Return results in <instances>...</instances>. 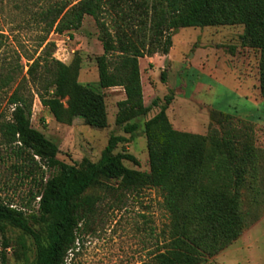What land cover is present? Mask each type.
Returning <instances> with one entry per match:
<instances>
[{
	"label": "trees",
	"instance_id": "1",
	"mask_svg": "<svg viewBox=\"0 0 264 264\" xmlns=\"http://www.w3.org/2000/svg\"><path fill=\"white\" fill-rule=\"evenodd\" d=\"M86 16L93 19L102 47L96 58L98 87L122 88L125 98L116 104L115 123L123 125L127 134L139 129L130 121L158 106V99L150 106L143 103L139 60L166 56L179 29L242 25V43L260 51L259 90L264 101V0H76L40 12L48 32L59 35L78 30ZM42 62V77L34 76L32 70L28 74L39 85L36 95L41 106L55 121L71 125L81 118L89 127L105 128L103 95L78 82L80 58L74 56L69 65L49 58ZM10 79L6 75L0 83L5 85ZM160 80L165 83V70ZM172 99V95L165 96L159 111L143 124L149 163L145 173L124 166L123 161L138 165L132 155L114 153L118 144L127 141L120 136L109 137L96 163L59 161L57 146L31 127L32 100L14 91L8 100L13 107L11 118L3 125L5 143L17 149L19 158L28 156L23 164L35 165L38 158L46 170L55 173L45 181L41 177L28 207L0 200V232L9 225L29 236L35 246L33 264H69L94 215V200L85 192L100 180H113L125 191L155 189L160 193L167 224L155 264H203L232 245L245 227L240 192L255 171L250 131L246 130L245 145H237L229 132L205 138L176 131L166 116ZM220 116L230 119L227 114L210 113L213 122ZM34 224L43 225V233L33 229ZM7 247L4 241L3 249ZM0 262L5 263L3 252Z\"/></svg>",
	"mask_w": 264,
	"mask_h": 264
},
{
	"label": "rangeland",
	"instance_id": "2",
	"mask_svg": "<svg viewBox=\"0 0 264 264\" xmlns=\"http://www.w3.org/2000/svg\"><path fill=\"white\" fill-rule=\"evenodd\" d=\"M76 0H0V200L16 207H28L31 193L55 171L26 161L28 156L15 155L17 149L8 146L3 125L10 121L13 107L9 97L14 91L32 100L31 127L53 142L59 153L57 159L78 164L82 159L96 163L110 136H120L114 153L126 152L136 158L138 165L123 161L126 168L149 172L143 124L152 118L164 98L172 95L166 116L176 131L208 138L229 132L237 145H245L248 129L256 154L254 174L250 175L240 192V213L244 229L240 238L203 264H264V101L259 90L260 51L243 44L242 25L204 28H184L172 37V47L166 56L155 55L139 60L143 103L150 106L145 116L136 118L139 129L133 134L116 125L117 102L125 98L122 88L101 90L98 87L96 58L102 54L97 29L86 16L81 27L69 34L48 32L40 12L53 5H71ZM47 43L51 45L46 49ZM80 58L78 82L103 95L107 125L96 129L75 118L71 125L55 121L43 108L36 95L39 88L34 76H43L42 58L69 65L74 56ZM40 58V59H39ZM38 60L37 65H31ZM165 70L166 80H160ZM66 100V99H65ZM65 100L62 101L66 107ZM230 115L211 121L210 113ZM247 124V125H245ZM25 159V160H26ZM85 195L94 200V215L81 236L69 264H155L154 255L161 243V232L167 224L162 198L155 189L125 191L116 181L100 180ZM35 208V204H31ZM33 229L43 233V225ZM8 241L7 249L3 242ZM0 252L4 264H33V240L9 225L0 232ZM1 264V262H0Z\"/></svg>",
	"mask_w": 264,
	"mask_h": 264
},
{
	"label": "crops",
	"instance_id": "3",
	"mask_svg": "<svg viewBox=\"0 0 264 264\" xmlns=\"http://www.w3.org/2000/svg\"><path fill=\"white\" fill-rule=\"evenodd\" d=\"M150 59V58H149Z\"/></svg>",
	"mask_w": 264,
	"mask_h": 264
}]
</instances>
